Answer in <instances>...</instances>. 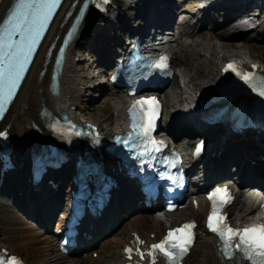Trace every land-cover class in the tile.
<instances>
[{"label": "bare ground", "instance_id": "obj_1", "mask_svg": "<svg viewBox=\"0 0 264 264\" xmlns=\"http://www.w3.org/2000/svg\"><path fill=\"white\" fill-rule=\"evenodd\" d=\"M66 1L68 0L63 1L58 12L52 19L49 29L46 32L47 34L41 42L21 86L17 90V95L12 101L13 103L0 122V124L8 122L9 131L14 143L12 145V155L21 161V164L26 162L23 150H25L27 146L23 143L31 141L34 138L47 136L46 131L43 129L45 116L38 113L41 105H44L46 109L55 114L59 111L65 112L67 115H75L77 111L83 112L86 108H89L88 105H86V102L88 103L89 101L85 99V96L88 92L95 91L96 87H102L99 86L101 85L99 83L104 80L101 75L102 67L100 63L107 59L109 48H111L109 45L111 41L117 39L118 35L122 34L124 29L128 27L130 19L135 20L137 18L134 16L138 12L139 5L143 0H139L138 4L134 0H112L111 4L107 6L105 13L99 16L102 23H96L94 21L95 13L92 14L90 10L86 11L82 23L77 30L78 33L84 31L83 40L80 42L83 47H80L81 45L76 46V52L71 50V45L68 47L62 65V72L59 77L58 92L51 94L50 90L47 89L50 62L43 66L46 67L43 74L38 76V72L40 68H42V61L44 60L43 52L49 40L57 34L60 28L61 30L63 29V27H59V23L62 13L66 8ZM159 1L165 0H154L151 5L152 7L149 6L150 1L143 4L144 11L141 10V12L147 19V22H150L151 19L159 23L167 22L169 17V1L164 8L163 6H161V8L157 6ZM248 1L252 3V0H221V2L225 3L227 6L232 7L229 8L231 10L233 8L243 7L249 3ZM253 1L257 2L256 0ZM261 1L263 3L264 0ZM8 2V0H0V16ZM187 7H189V4ZM206 9L213 12L215 11L214 9L212 10L211 6H207ZM209 11L207 15L211 17L212 13ZM244 13H246V11H244ZM151 15L155 16V18ZM235 19L230 20V22L225 19L218 25H215L216 27L208 29V31H202L203 26L186 24V20L185 23H183L184 25L181 24V26L183 25V27L186 28L184 35L189 38L188 42L183 43L182 40L177 37L175 38V44L173 45L170 43L168 47L172 53V65L174 68H181L180 72L185 73L183 78L186 86L188 85L189 91L193 93L198 92L200 88L209 84L211 75L212 78H215L217 74L216 69L219 68V66L215 68L216 65H218L216 64L217 60H213V58L216 57L215 55L218 54V59L222 61H227L231 55L238 56L241 59L249 58L245 55V49L249 51L252 50L253 47L251 45L253 42L251 39H264V20L262 22L259 20L257 24H260V26H257L258 29L257 27L255 28L257 29L255 30L256 35L247 36L246 33L250 31L246 28H242L241 30L243 33L241 34H245L246 37H242L244 38L243 42L234 45L231 40L235 38V33L230 27L233 25L232 23ZM236 27L239 29L241 25L238 23ZM259 28L261 32H258ZM219 30H224L225 32L221 33ZM215 39L217 41L220 40L218 42L221 43L217 44ZM231 47L234 53L227 54V51L231 49ZM85 49L87 51H85ZM251 58L254 59V57ZM191 61L194 62L191 63ZM185 77L187 78L186 80ZM172 81L167 87L173 85ZM90 82L93 85H91ZM96 83L97 85L95 86ZM174 87L176 86L174 85ZM103 90L104 92L101 95V99L103 100L101 103L94 105L93 110L95 112L96 109L98 110L101 107L110 105V115L107 117L100 112L98 114L96 113V115L94 114V116L86 115V117L84 116V120H89L95 123L101 130L107 131L120 125L121 122L119 120L128 98H126L124 94H118L117 90H114L109 85L103 86ZM179 93L180 91L176 90V88H173L170 92L166 89L164 93L167 100L171 102L170 105L176 104V106H172L175 107L173 108L174 110L177 109L176 107L179 104H185L186 106L185 101ZM81 115L83 116V114ZM179 115L178 111L172 114L170 122L171 128L178 126L180 120ZM36 124L41 129L40 132L35 128ZM187 131L188 133L186 134H190L191 136V129L187 128ZM207 131L210 133L209 141L214 143L215 147L221 150L220 155L214 153L208 156V161L211 162V166L208 167L207 174L214 175L224 172L226 166L230 171L236 170L237 167L235 168V163H232V160L237 159L239 161L238 163H241L238 167V175L241 178L243 177L245 180H254L255 182L264 180V170H259L260 163L258 160L261 155H264V149H257L254 144H247L243 141L232 143L229 141V138L226 140V143L222 145L223 142L219 144L218 141L222 140L223 135H225L224 129L214 128L212 131L210 129ZM252 160L255 161L254 164L251 163ZM59 172L61 177L63 173L61 171ZM63 183L64 180L62 181V184ZM229 183L231 182L229 181ZM14 189L10 190V187L5 185L1 186L0 189V243L9 250L10 253L14 252L18 254L27 264H66L68 261V264H115V262L120 261L122 244L126 243L131 237V232L139 233L141 237L152 241L159 238L163 229L166 227L160 218L155 217L153 214L149 213V211L136 210L134 213H126L128 216L118 222L116 228L112 230L109 236L104 237L102 240L94 241L91 244V250L96 252L95 257L92 258L90 252L81 254V256L76 258L67 259V257L59 252L57 245L54 243V238L45 233L47 228L32 226L23 211L18 208V206L20 207V205H22L21 201H24L25 198L26 202L28 201L29 204L34 206L35 201L45 203L51 200L54 194H50L45 190L31 192L27 187L25 189L22 188L20 191L21 193L17 191V187L14 186ZM56 192H59L58 189ZM133 193L134 188L129 183H121L119 190L114 193L110 205L103 211L102 219L93 226L94 229H92V233H96L103 229V227L106 226L108 222L114 220L118 214L124 213L128 206H135L134 203H136V199ZM236 195V200L229 206V214L231 218L234 219H236L235 217L238 215H240V217H247V211L251 208V204L250 202L245 203L241 194L237 193ZM16 196H22V198H16ZM58 201L59 200H57V203L60 205L61 203ZM49 209L51 208L49 207ZM181 215L182 217L192 218L201 216L200 205L197 206V208H193L189 204L185 209L183 208V210H181ZM180 221H182V218ZM174 223L175 222H171L169 226ZM197 231L198 235L196 238H199L198 244H195V239L194 245L189 253L196 252L198 248L199 255L191 264H242L236 259H229V261L225 263L220 261L216 251V241L214 237L208 233L204 234L201 225L197 227ZM151 234H154L156 238H152ZM89 254L90 256L88 257Z\"/></svg>", "mask_w": 264, "mask_h": 264}, {"label": "snow or ice", "instance_id": "obj_2", "mask_svg": "<svg viewBox=\"0 0 264 264\" xmlns=\"http://www.w3.org/2000/svg\"><path fill=\"white\" fill-rule=\"evenodd\" d=\"M60 3L61 0H15L12 10L0 22V115L14 96L26 65L30 62V57ZM100 3H107V0H97V6ZM86 6L87 0L81 8V16ZM166 60V57H160L159 62L154 66L167 68ZM251 67L256 69L258 66L252 65ZM223 71L233 72L253 92L264 97V75H258L255 71H247L236 61L229 62ZM158 108L159 102L155 97L141 98L133 102L129 108L133 129L129 134V139L133 136L150 137L159 115ZM200 147L198 146L197 152L200 151ZM145 151L148 149L145 148ZM176 162L178 163V157ZM208 199L212 208L207 217L206 226L219 237L221 251L224 252L225 258L232 259L236 252H241L250 264H264V223L249 224L242 228L232 226L224 211L232 200L231 192L226 186L213 189ZM194 227V222H188L175 229H170L163 239L150 245L147 255L151 257V264H155L160 256L166 259L167 264H179V260L187 254L192 244ZM140 243L143 241L137 237L134 244L138 246ZM133 250V247L125 249L129 259H131ZM136 250L138 251V247ZM139 255L143 259L145 252L140 251ZM0 264H23V261L0 251Z\"/></svg>", "mask_w": 264, "mask_h": 264}, {"label": "rangeland", "instance_id": "obj_3", "mask_svg": "<svg viewBox=\"0 0 264 264\" xmlns=\"http://www.w3.org/2000/svg\"><path fill=\"white\" fill-rule=\"evenodd\" d=\"M246 28V26H243V25H241V27L239 28V29H237V27H235V26H231L230 28H232L231 30H233L234 31V33H235V38L234 39H232L231 41H232V43L234 44V45H236V44H239L240 42H243V40H244V38H242V37H246L245 36V34L244 35H242L241 33H243V31L241 30L242 28ZM221 33H223V32H225L224 30H219ZM246 35L247 36H255L256 35V31L255 30H253V32H248V33H246ZM259 36V35H258ZM188 38L186 37V36H182L181 37V40H182V42L183 43H187L188 42V40H187ZM203 41H205V40H203ZM218 41H220V40H218ZM216 39H215V42L217 43V44H219V43H221V42H218ZM251 41L253 42V44L251 45L253 48H252V50H248V49H245V51H246V56L247 57H254V58H256L257 60H259V61H262L263 63H264V39L263 38H260V39H258V38H253V39H251ZM181 42V43H182ZM174 45V44H173ZM84 50V49H83ZM85 51H87L86 49H85ZM87 53V52H86ZM231 53H234V50L232 49V47H231V49H229L228 51H227V54H231ZM216 57L215 58H213V60L214 61H216L217 60V63L216 64H220V61H222V60H219L218 59V54L217 55H215ZM194 61H191V63H193ZM218 65H216V67L215 68H217V66ZM177 69V70H176ZM177 71H181V68L180 69H178V68H175V77H174V80L172 81L173 83V85H171L170 87H167V90H169V91H171V90H173V88H176V90H178V91H180V93L179 94H181V97L183 98V100H185L186 99V97L188 96L187 95V90H188V85L186 86V84H185V82H184V76H185V73H181L180 72V76H179V72H177ZM184 75V76H183ZM103 76V75H102ZM212 76V75H211ZM211 76H210V78H211ZM104 77L105 76H103V79H104ZM182 77V78H181ZM187 78L185 77V80H186ZM180 80H183V81H180ZM210 81V80H209ZM175 82V83H174ZM183 82H184V84H183ZM91 83V82H90ZM174 85L176 86V87H174ZM190 85V84H189ZM185 88V89H184ZM165 90H166V88H165ZM93 92V93H92ZM92 92H88L87 93V95L85 96V99H87L89 102L87 103L86 102V105H88V107L89 108H86L83 112H81V114H83V117L85 116L86 117V115H88V116H94V114L96 115V113L98 114V113H100V112H102L103 113V115H106L107 117L110 115V112H111V110H110V105L109 106H105V107H101V108H99L98 110L96 109L95 110V112H94V110H93V108H94V105H97V104H99V103H101V101L103 100V99H101L102 98V96H99L98 97V93H99V91H92ZM163 95H164V91H163ZM170 104H171V102H170ZM169 105V104H168ZM174 106H175V104H173ZM173 105H170V107L171 106H173ZM107 108V109H106ZM106 109V110H105ZM89 112V113H88ZM91 113V114H90ZM174 214H176V215H174ZM178 213H170L169 215H166L165 217H163V216H160V218H161V221L167 226V225H170V222L172 221V220H178V219H180V217L181 216H179V214L177 215ZM171 219V220H170ZM48 234V233H47ZM198 241H199V238L198 239H196V244H198ZM198 247V246H197ZM198 255H199V251H198V248L196 249V252H194V253H191V254H189L188 256L190 257H188L187 256V259L184 261V264H191L192 263V261L193 260H195V258H197L198 257ZM90 256V254L88 255V257ZM69 263V261L68 262H66V264H68Z\"/></svg>", "mask_w": 264, "mask_h": 264}]
</instances>
